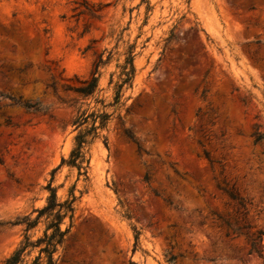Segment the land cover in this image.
<instances>
[{"label": "rangeland", "instance_id": "374dc122", "mask_svg": "<svg viewBox=\"0 0 264 264\" xmlns=\"http://www.w3.org/2000/svg\"><path fill=\"white\" fill-rule=\"evenodd\" d=\"M131 43L133 82L89 145L87 178L54 172L58 199L75 181L77 196L56 264H264V0H0V264L25 233L7 222L45 203L77 115L100 107L66 87L111 51L99 78L110 100L109 75ZM221 219L261 229V256Z\"/></svg>", "mask_w": 264, "mask_h": 264}, {"label": "trees", "instance_id": "16d2710c", "mask_svg": "<svg viewBox=\"0 0 264 264\" xmlns=\"http://www.w3.org/2000/svg\"><path fill=\"white\" fill-rule=\"evenodd\" d=\"M148 8V6H147ZM176 38L174 27L168 32L165 42ZM135 43L128 44L123 51V60L117 64L118 72L114 79V73H110L108 84L111 85L112 94L111 99L106 101L105 97L100 96L101 88L99 87V78L101 76V67L107 64L111 58V51L107 52L103 58L104 51L100 52L92 63V68L88 76L79 81L77 85L67 86V89L75 91L81 99L93 100L95 104H100L99 108L88 110L84 108L77 115L74 124L76 133L73 136L72 147L66 157L62 156L59 163L50 171V178L44 186L47 191L45 203L40 207L33 208L32 212L22 217H17L12 221H8L9 225H23L24 237L20 244L15 248L11 255L6 259L5 264H56L57 258L54 257L59 245L64 240V237L69 232L72 225V219L75 212V201L77 196L74 194L75 182L82 177L83 180L87 178L89 168V145L99 136V132L105 128L108 120L113 112L119 106L125 104L123 98L124 89L131 87L135 75V67L133 64L135 56ZM53 87V83H51ZM8 98L11 104L22 107L25 111L30 112H45L46 107L38 101H21L20 97L14 98L9 95H3ZM89 102H86L88 105ZM107 107H112V111H106ZM121 120L120 115H117ZM122 123V121H121ZM5 125H11V119L7 116L4 118ZM123 124V123H122ZM123 135L131 142L135 143L138 154L141 151L140 144L134 134L125 126L122 128ZM263 135H258L261 138ZM104 143H106L104 138ZM1 163V159H0ZM66 165L75 169L76 181L69 187L67 197L63 200L58 199L56 195V187L52 185L54 172L61 166ZM175 173H177L174 170ZM143 180H149L148 174L145 173ZM228 196L237 200L238 204L243 206L241 199H239L233 190H227ZM156 194V193H155ZM35 215L32 216V213ZM67 218V224L62 227L64 220ZM220 218V216H218ZM42 221L43 229L39 236L31 239L27 234L28 230L37 226ZM222 224L227 226L234 236L243 235L248 245V253L254 252L261 256L262 249L258 248L261 245L263 231L259 228L252 229L253 226L248 223L242 225H234L226 219H221ZM237 223V220L234 222ZM3 223L0 222V225ZM134 232V245L136 247L138 236L140 232L133 228ZM228 235V231L225 233ZM36 249V253L32 256L29 262L27 257L31 252ZM175 259L174 255H169L167 261L172 264Z\"/></svg>", "mask_w": 264, "mask_h": 264}]
</instances>
